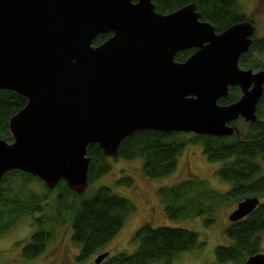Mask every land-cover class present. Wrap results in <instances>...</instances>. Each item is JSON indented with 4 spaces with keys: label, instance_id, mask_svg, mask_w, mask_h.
I'll list each match as a JSON object with an SVG mask.
<instances>
[{
    "label": "water",
    "instance_id": "1",
    "mask_svg": "<svg viewBox=\"0 0 264 264\" xmlns=\"http://www.w3.org/2000/svg\"><path fill=\"white\" fill-rule=\"evenodd\" d=\"M106 34L112 36L96 45ZM254 34L250 21L217 33L195 4L161 14L152 0H0V90L28 101L9 120L13 142L0 137V183L20 171L50 190L64 181L82 195L91 145L116 159L139 130L239 134L229 123L256 122L264 90V71L239 66ZM187 50L195 52L177 62ZM230 87L242 96L220 105ZM259 206L248 197L229 221ZM244 264H264V254Z\"/></svg>",
    "mask_w": 264,
    "mask_h": 264
},
{
    "label": "trees",
    "instance_id": "2",
    "mask_svg": "<svg viewBox=\"0 0 264 264\" xmlns=\"http://www.w3.org/2000/svg\"><path fill=\"white\" fill-rule=\"evenodd\" d=\"M156 12L170 14L189 4H195L201 20L209 22L221 33L230 26L249 21L238 0H152ZM252 23V22H251ZM111 35L98 37L96 45ZM194 50L176 55L177 62H185ZM242 69L264 71V39L253 42L249 51L239 60ZM239 91L219 101L228 105L235 101ZM27 99L16 92L0 90V137L12 143L9 120L27 104ZM264 90L258 104L259 119L249 123L244 133L231 137L165 133L139 130L128 136L120 145L118 159L141 160L142 174L150 180H163L174 174L178 158L188 146H200L210 163H222L217 176L229 183L226 194L213 192L202 179L195 177L170 187H161L158 195L164 203V211L172 220H190L206 216L207 227L214 223V214L222 199L241 202L248 197H264ZM90 158L88 179L92 184L110 169L107 158L97 145L87 149ZM130 179H120L118 185L130 186ZM36 183L40 191L31 188ZM68 190L64 181L54 190L29 174L12 171L0 183V236L23 219H30L34 227L29 240L22 248V257L34 260L44 253L55 238L56 228L69 224L71 239L79 246L74 264H85L99 250L108 245L135 212L134 204L127 198L112 192L106 186L99 187L92 197ZM224 200V202L226 201ZM264 233V204L253 213L226 228L230 245L215 249L218 264H244L247 258L260 252L261 234ZM138 243L132 254L121 252L109 256L101 264H174L182 254L193 253L204 246L197 233L172 227L143 226L135 234Z\"/></svg>",
    "mask_w": 264,
    "mask_h": 264
},
{
    "label": "rangeland",
    "instance_id": "3",
    "mask_svg": "<svg viewBox=\"0 0 264 264\" xmlns=\"http://www.w3.org/2000/svg\"><path fill=\"white\" fill-rule=\"evenodd\" d=\"M238 2L248 20L255 27L254 37L257 40L264 39V0H238ZM261 118L264 121V110L261 112ZM245 127V125H241L240 128L244 130ZM106 164L110 167L109 171L89 184L83 199L92 197L99 187L106 186L111 188L114 194L129 199L136 208L116 237L85 264H94L98 255L107 252L109 256L121 252L134 253L138 247L134 237L143 226L182 228L198 234L200 242L204 243L202 249L182 254L174 264H218L215 258V249L219 246L230 245L231 240L226 236L225 230L230 225L229 215L237 208L239 202L222 199L213 216L214 223L207 227L205 225L206 216L186 221L168 218L158 190L161 187H170L198 177L204 180L213 192L220 195L226 194L230 187L226 186L224 184L226 182H223L216 174L222 163H210L202 153L200 146H188L178 158L176 172L163 180L147 179L141 171V160L126 161L107 158ZM123 178L130 179L132 184L130 186L118 185V181ZM31 188L37 192L42 189L36 183H33ZM224 200L226 201L224 202ZM260 200L261 204H264V197ZM30 222L32 220L23 219L0 236V264L75 263L79 246L71 239L69 224H63L56 228L55 238L48 244L43 254L34 260L24 259L21 254L22 248L34 231ZM261 248L264 249V233L261 234Z\"/></svg>",
    "mask_w": 264,
    "mask_h": 264
},
{
    "label": "flooded vegetation",
    "instance_id": "4",
    "mask_svg": "<svg viewBox=\"0 0 264 264\" xmlns=\"http://www.w3.org/2000/svg\"><path fill=\"white\" fill-rule=\"evenodd\" d=\"M111 35V34H110ZM101 36V35H100ZM112 36V35H111ZM110 36V37H111ZM109 37V38H110ZM194 52H195V50H194ZM193 54V53H192ZM239 91V93H238V96H235V101L234 102H232V103H230V104H233V103H235V102H237L239 99H240V97L242 96V93H241V90L238 88V87H230L229 88V93H228V96L229 95H231V93H234V92H236V91ZM227 96V97H228ZM226 97V98H227ZM230 104H228V105H230ZM224 106H227V105H224ZM257 110H258V107H257ZM256 114H257V120L259 119V117H258V113H257V111H256ZM261 121H262V118L260 119ZM241 125H245L246 127H245V129L244 130H242L240 127H241ZM229 126H231V127H235L236 129H238V131H239V134H241V133H244L245 132V130H246V128L249 126V123H247L244 119H242V118H240V119H238L237 121H234V122H231V123H229ZM238 134V135H239ZM226 186L228 185L230 188L228 189L229 191L231 190V186H230V184L229 183H224ZM228 191V192H229ZM227 192V193H228ZM259 200H260V198H259ZM260 205H261V200H260Z\"/></svg>",
    "mask_w": 264,
    "mask_h": 264
},
{
    "label": "bare ground",
    "instance_id": "5",
    "mask_svg": "<svg viewBox=\"0 0 264 264\" xmlns=\"http://www.w3.org/2000/svg\"><path fill=\"white\" fill-rule=\"evenodd\" d=\"M47 188V187H46ZM48 189V188H47ZM50 190V189H49Z\"/></svg>",
    "mask_w": 264,
    "mask_h": 264
}]
</instances>
